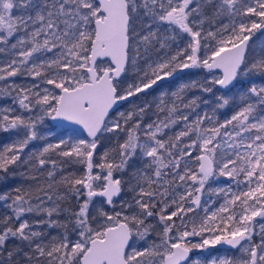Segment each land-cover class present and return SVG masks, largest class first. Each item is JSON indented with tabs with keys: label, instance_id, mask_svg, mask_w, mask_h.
<instances>
[{
	"label": "snow or ice",
	"instance_id": "6c2138e0",
	"mask_svg": "<svg viewBox=\"0 0 264 264\" xmlns=\"http://www.w3.org/2000/svg\"><path fill=\"white\" fill-rule=\"evenodd\" d=\"M0 54V264H264V0H0Z\"/></svg>",
	"mask_w": 264,
	"mask_h": 264
},
{
	"label": "rangeland",
	"instance_id": "374dc122",
	"mask_svg": "<svg viewBox=\"0 0 264 264\" xmlns=\"http://www.w3.org/2000/svg\"><path fill=\"white\" fill-rule=\"evenodd\" d=\"M257 36L259 37V34H257ZM188 40H189V38L185 35L183 41L180 42L179 46L183 47L184 44H186L188 42ZM205 75H206V73H203V71H201V70L191 69V70H188V71L180 74L177 78H175V79H173L171 81L164 82L163 83V87H167L170 83L175 85V84H177L179 82L187 81L189 79H198L199 77L201 79ZM133 78L134 77H132L131 75L129 76V80H131ZM0 83H2V82H0ZM29 83H31V79L30 78H27V80L21 81V84H29ZM158 92H159V89H156L152 94L148 95L147 97L141 96L140 99L141 100L147 99V100L151 101L153 99L154 95H156ZM192 95L199 96V93L197 91H192V92L189 93V96H192ZM206 99L210 100L211 97L207 94L206 95ZM10 105L16 109V114H21V110L19 109V107L17 105H12L10 97H1L0 109H3V108H5L7 106H10ZM128 107H129V105L127 104V106L124 107V108H128ZM204 107H205L204 105H201V108L197 109V111L201 112V114H202V111H203ZM153 111H155L154 108H153ZM24 115H27V113H24ZM151 118L155 119V116H152ZM190 118L194 119L195 115H192ZM52 125L53 124H48L46 122L45 127H51ZM181 127H182V125L175 126L174 131L180 130ZM58 128L59 127H57V126L54 127L53 128V132L56 133ZM1 136L5 139L4 141H2V145L1 146H3V143L10 142L11 139H12L11 134H9V133L6 134V135H4V134L0 135V139H1ZM58 138L59 137L56 136V135L50 136L49 137V142L55 143ZM81 138H83V137H81ZM185 143H187V140H185ZM33 145L35 147L39 148V147L43 146V142L42 141H34ZM31 147L32 146H30L29 149H26V151H30ZM190 151L192 152L193 159L195 158V156L200 154L196 149H191ZM53 158H55V157H53ZM191 167L193 169H195L196 165L192 164ZM73 169H74L73 166L69 167L68 171H72ZM227 179L228 178H226V177H218L215 181H210V186L212 188L224 187L225 186V182L227 181ZM228 183H231V181H228ZM233 188L235 190V186L234 185H233ZM124 198H127V197H124ZM96 199H97V203H99L101 198H96ZM220 202H222V199L219 198L214 193L205 192V194L202 195V197H201V204L204 205L205 203H207L208 206L210 208H213V209H214V207H218ZM200 211H201V216H203L204 215L203 211L202 210H200ZM5 214H6V210H5L2 202H0V217H2ZM48 231H50L52 235H57V233L60 230L59 229H49ZM198 241H199V238H196L193 242H198ZM238 255H239V253L236 250L229 249L227 247H224L223 245H216L215 247H209L207 249H202V250H194L193 253L191 254L192 259H197L198 258L201 261V264H210V261L212 259H216V258H232V257H236Z\"/></svg>",
	"mask_w": 264,
	"mask_h": 264
},
{
	"label": "trees",
	"instance_id": "16d2710c",
	"mask_svg": "<svg viewBox=\"0 0 264 264\" xmlns=\"http://www.w3.org/2000/svg\"><path fill=\"white\" fill-rule=\"evenodd\" d=\"M14 42V41H13ZM4 57H3V54H0V60H2ZM203 73H206V70H204L203 71ZM179 76V75H178ZM177 76V77H178ZM177 77H175V78H177ZM175 78H173V79H175ZM173 79H171V80H173ZM198 79H200V77L198 78ZM23 80H27V77H13V78H10V81H15L16 83H18V84H21V81H23ZM170 80V81H171ZM257 83H259L260 81L259 80H257L256 81ZM193 91H197L198 93H199V96L201 95V93H200V91L199 90H193ZM206 95L207 94H204L203 95V98L204 99H206ZM127 106V104H125L124 105V107H126ZM234 110L235 109H230V110H228V112H227V115H230V114H232L233 112H234ZM2 134H4V135H6V134H8V133H3V132H0V135H2ZM5 139L1 136V139H0V147H2L1 145H2V141H4ZM102 151V150H101ZM74 167V166H73ZM74 170V169H73ZM17 183H19V181H17ZM197 212H198V214L201 216V211L198 209L197 210Z\"/></svg>",
	"mask_w": 264,
	"mask_h": 264
},
{
	"label": "water",
	"instance_id": "95a60500",
	"mask_svg": "<svg viewBox=\"0 0 264 264\" xmlns=\"http://www.w3.org/2000/svg\"><path fill=\"white\" fill-rule=\"evenodd\" d=\"M186 71H188V70H185L184 72H186ZM184 72H180V73H178L175 77H177L178 75H180V74H182V73H184ZM175 77H172V78H169L168 80H165L164 82H167V81H170L171 79H173V78H175ZM163 82V83H164ZM0 100H1V97H0ZM62 123H66V122H61V121H52L51 122V124H53V125H55V126H57V127H59ZM74 127H78V126H74ZM84 135L86 136V133H84ZM224 247H227V248H229V249H231L229 246H227V245H223Z\"/></svg>",
	"mask_w": 264,
	"mask_h": 264
}]
</instances>
